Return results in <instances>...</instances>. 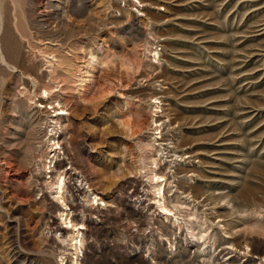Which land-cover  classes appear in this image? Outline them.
I'll return each mask as SVG.
<instances>
[{"label": "rangeland", "instance_id": "1", "mask_svg": "<svg viewBox=\"0 0 264 264\" xmlns=\"http://www.w3.org/2000/svg\"><path fill=\"white\" fill-rule=\"evenodd\" d=\"M141 1L142 15L139 0H1L0 46L18 70L0 60V264H76L51 193L61 173L73 221L87 222L79 264H264V0ZM44 46L65 69L35 125L19 69L45 67ZM162 154L189 162L182 194L165 191L180 224L146 176L171 174Z\"/></svg>", "mask_w": 264, "mask_h": 264}, {"label": "bare ground", "instance_id": "2", "mask_svg": "<svg viewBox=\"0 0 264 264\" xmlns=\"http://www.w3.org/2000/svg\"><path fill=\"white\" fill-rule=\"evenodd\" d=\"M57 1V0H56ZM134 1V0H133ZM0 2H1V0H0ZM134 3V2H133ZM139 5H137V7H136V10H137V13L138 14H140V15H142L143 13H144V8H145V3L144 2H142L141 0H139ZM134 5V7H135V3L133 4ZM162 9H163V7H162ZM41 18L39 19V20H37L35 23H34V25H36V26H38V27H46L47 25H49L48 24V22H47V20L44 18V16H40ZM2 24H3V21L2 20H0V30H2L3 28H2ZM14 24H15V22H14ZM48 27V26H47ZM71 31H72V33H73V29H70ZM6 31V30H5ZM53 36H55V33L54 34H52ZM50 36V35H49ZM47 37L46 36V38H48V39H50L51 41H53L54 39H52L51 38V36L50 37ZM50 41V42H51ZM43 43V42H42ZM0 45H1V43H0ZM41 47V46H40ZM33 48V47H32ZM50 48H52V46H44L43 48H40L39 50H40V52L42 51V52H44V54H49L47 57L49 58V59H46V62H45V64H46V66L45 67H43L41 70H33V73H26L25 71H23V72H21V69H19L20 70V73H22V75H24L23 73H25L26 74V77L25 76H22L21 78L22 79H24V78H26V79H29L31 82H32V86H33V89L31 90V89H28L27 88V86L24 84V83H20V84H23L22 85V88H21V95L23 94L24 95V98H25V93L26 92H30L31 94H33L32 96V98H31V100L29 101L28 100V115H29V118H30V115H31V118H32V122H33V124H35V125H37L41 120H43V117H42V115L44 114L43 113V108L44 107H46L43 103H41V102H39V100L40 99H46L47 101L51 98H53V94H54V92L55 91H57V90H60L61 89V87L59 88V89H57V90H54V87H52V89H49L50 88V83H57L58 81L56 80V78H58L59 77V74H60V72L59 71H63V69H65L64 68V66H63V61L61 60V58H60V56L59 55H57V51L59 50V48L60 47H56V51H55V53L54 52H51V53H49L47 50L48 49H50ZM10 49H13L12 48V46H10ZM17 56H19V55H17ZM94 59H95V57H92V60H91V62L92 61H94ZM0 60L2 61V62H4L5 64H7V65H9L10 67H12L13 68V70L14 71H17L18 69H17V67L16 66H11L10 65V63L8 62V60H7V58H6V56H5V54H4V52H3V50H2V47L0 46ZM13 64V63H12ZM92 64V63H91ZM37 67H35L34 69H36ZM67 68V67H66ZM88 68V69H87ZM83 76H82V78H81V81H82V84L84 85V83H86V81H88L85 77H89V76H91L92 74H91V66H89V65H87L86 66V70L83 72ZM45 77H47V78H49V83L48 84H46V85H40V84H42L43 83V78H45ZM22 81V80H21ZM82 85V86H83ZM59 85L57 84L56 86H55V88L56 87H58ZM21 87V86H20ZM18 89V88H17ZM38 89H40V95H38L37 94V92H39L38 91ZM20 91V90H19ZM51 93V94H50ZM22 95V96H23ZM50 95H52V96H50ZM25 102L27 101L26 99L24 100ZM55 101V100H54ZM21 103H22V100L20 101ZM49 102V101H48ZM158 102L159 101H154V102H152V105L150 106V107H153V106H155V104H158ZM13 104V103H12ZM58 104L60 105L61 104V102L60 101H58ZM50 105V104H49ZM20 106V105H19ZM128 106V105H127ZM126 105H124L123 106V110H125L126 109V107H127ZM156 108H160V106L159 105H156L155 106ZM53 108H55V107H53ZM155 109V108H154ZM58 110H62V111H59V113H56V115H49V119H55L54 121L55 122H58V119H59V117H57V116H59L60 114H66L67 112L64 110V108L61 106V107H59V108H56L55 109V111H58ZM154 111H156V110H154ZM52 116H54V117H52ZM157 115L156 114H154L153 115V117H156ZM158 122V120L156 119V118H154L153 119V121H152V123L153 124H158L157 123ZM47 123V122H46ZM152 124V125H153ZM50 126V125H49ZM52 133L50 134L51 136H52V139L54 140V143L52 142L51 143V145H52V149H51V151L53 152L54 151V157H57V156H59V154H57V148H61V147H59V140L57 139L59 136H58V128H52L51 130H50ZM159 133V132H158ZM160 133H161V131H160ZM163 136V135H162ZM162 136L160 135V136H157V137H155L154 138V140L156 139H158V138H160V139H162ZM51 139V138H50ZM152 140V139H151ZM51 141V140H50ZM154 143V142H153ZM55 144H56V146H55ZM50 145V146H51ZM158 145L160 146V145H162V147L163 148H167V147H170L171 145H170V143L169 142H166L165 143V145L164 144H160V143H158ZM55 146V147H54ZM154 146V145H153ZM161 147V148H162ZM162 148V149H163ZM159 149V148H158ZM170 149V148H169ZM160 150V149H159ZM172 150V149H171ZM162 151V150H161ZM32 153V152H31ZM176 155V154H175ZM171 156V155H170ZM179 156H181L180 154L179 155H176V157L175 158H173V159H170V160H168L167 159V156H165L164 154H162V156H161V158H160V160L161 161H165V164H167V167L169 168V169H171V174L168 176V177H166V175L165 174H161L160 173V170H161V168L160 169H158V170H154V169H152V168H150V169H148L146 172H147V177H148V180H149V184H150V186H151V188L152 189H155V191H156V193H157V195L156 194H154V202L155 203H157V206L161 209V211H162V213H163V215L166 217V218H169V217H172V218H174V224H180V217H179V211H177V212H174V210L173 209H171L168 205H167V200H166V196H165V191H166V186H167V184L168 185H170L171 184V186H172V188H174L175 189V192H180L179 191V188H180V186L181 185H183V183H184V181H185V179H187L188 177L187 176H185V175H179V171H178V169H180V168H178V167H180V166H182V165H180V164H182V162H185V164H188L189 162H186L185 160H183L182 161V157L181 158H178ZM34 157V156H33ZM159 159V158H158ZM178 160L179 161H181V163L180 162H178ZM155 161V160H154ZM158 162H159V160H158ZM170 162V163H169ZM156 165H158V163L156 164ZM179 165V166H178ZM141 166V165H140ZM45 167V166H44ZM143 167V166H142ZM159 167V166H158ZM55 168L57 169V170H60L61 168H62V164L58 161H56V166H55ZM141 169V168H140ZM173 169V170H172ZM54 171V170H53ZM54 176V175H53ZM66 176V175H65ZM64 176V173H61L60 175H58L57 176V178H56V176H55V179H53V180H55L52 184H50V185H52V191H51V193H52V195H53V197L55 198V200H56V202H60L61 201V204H64L66 207L65 208H62L61 210H60V212H61V214L60 215H62L63 217L65 216V220H66V226H64L63 228L66 230V232L65 233H67V235L69 236V238H71V241L73 242L71 245H75V250H76V252H74V254H75V257H74V259H75V263L76 264H79V263H81V262H79V250L81 249V245H82V237H83V233H81V230L82 229H84L85 228V225H86V221H84L83 223H81V224H79V223H75L73 220V215H71V214H73V213H71L72 211H71V209H70V211H69V209H68V206H67V204H65V199H64V192H65V187H66V182H65V177ZM51 178V177H50ZM167 178H169V179H171L170 181H168V179ZM79 181V180H78ZM85 187V186H84ZM88 187V186H87ZM68 188V187H67ZM67 188H66V190H67ZM80 188V187H79ZM49 189V188H48ZM55 190V191H54ZM72 190V189H71ZM173 190V189H172ZM88 191H89V194H90V196L93 198V200H95V202L97 203V204H105L106 205V203H104L103 202V199L101 198V197H99L97 194H95V192L93 191V188H91V186L89 187V189H88ZM87 192V191H86ZM154 192V191H153ZM181 193V192H180ZM182 194V193H181ZM88 195V194H87ZM72 196V195H71ZM186 197V196H185ZM187 197H188V195H187ZM191 197V196H190ZM88 200H89V198H88ZM87 200V201H88ZM99 200H100V203H98L99 202ZM190 202V201H189ZM94 203V202H93ZM59 204V203H58ZM63 205V206H64ZM74 205V204H73ZM83 209V208H82ZM84 211V210H83ZM83 213V212H82ZM81 213V214H82ZM84 213H86V212H84ZM77 214V213H76ZM83 215V214H82ZM45 217V216H44ZM82 217V216H81ZM90 219V218H89ZM88 221V220H87ZM183 221V220H182ZM192 222V221H191ZM61 223V222H60ZM199 223V222H198ZM61 227V226H60ZM52 228V227H51ZM62 228V229H63ZM187 228L189 229V231H190V233L189 234H191L190 235V237L192 238V241L193 240H195L196 241V239L198 240V239H200V238H204V236L203 235H201L200 237H197V235H196V233H194V231L191 229V227L188 225L187 226ZM188 231V230H187ZM63 232V231H62ZM45 233V232H44ZM73 233H75V235L73 234ZM81 234V235H80ZM74 235V236H73ZM67 236V237H68ZM67 240H68V238H67ZM70 241V242H71ZM194 241V242H195ZM65 243H67V242H65ZM203 243L207 246V240H205V241H203ZM70 245V244H69ZM208 247V246H207ZM207 247L205 248V249H207ZM72 249V248H71ZM211 249V248H210ZM74 250V249H73ZM214 252V251H213ZM73 253V252H72ZM81 257V256H80ZM63 258V257H62ZM230 257H226L225 258V261H227L228 259H229ZM61 260V259H60ZM72 261V260H71ZM65 264V263H64ZM74 264V263H73ZM226 264H229V262H226Z\"/></svg>", "mask_w": 264, "mask_h": 264}]
</instances>
